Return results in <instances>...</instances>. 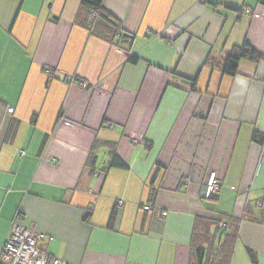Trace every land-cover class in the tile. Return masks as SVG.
Returning a JSON list of instances; mask_svg holds the SVG:
<instances>
[{
  "label": "crops",
  "instance_id": "0c3cea01",
  "mask_svg": "<svg viewBox=\"0 0 264 264\" xmlns=\"http://www.w3.org/2000/svg\"><path fill=\"white\" fill-rule=\"evenodd\" d=\"M103 8L116 25L0 0V247L15 224L68 264H264V0ZM244 44L259 58L225 74Z\"/></svg>",
  "mask_w": 264,
  "mask_h": 264
},
{
  "label": "built area",
  "instance_id": "2783aa9c",
  "mask_svg": "<svg viewBox=\"0 0 264 264\" xmlns=\"http://www.w3.org/2000/svg\"><path fill=\"white\" fill-rule=\"evenodd\" d=\"M119 34L121 32H118ZM51 71V70H48ZM67 83L76 82L81 87H86L87 82L78 78H68ZM8 112H12L13 108L8 107ZM95 174L97 172H94ZM189 183L188 178H184L183 184L187 186ZM220 188V183L216 177L215 172H210L207 180L205 181L202 198L209 200L217 195ZM116 207L122 205V200L115 201ZM144 210H150V205H143ZM157 216H166V211L154 210ZM222 227L224 223H220ZM47 235L35 231L31 227H24L13 224L6 236L4 242L0 247V264H68L61 262L59 259L43 251L39 242L46 241Z\"/></svg>",
  "mask_w": 264,
  "mask_h": 264
},
{
  "label": "trees",
  "instance_id": "16d2710c",
  "mask_svg": "<svg viewBox=\"0 0 264 264\" xmlns=\"http://www.w3.org/2000/svg\"><path fill=\"white\" fill-rule=\"evenodd\" d=\"M82 5L91 13H94L95 17H101L102 19H105L112 23L113 25H116L115 19L111 14L106 12L103 8V0H82ZM120 35V34H119ZM243 57H248L250 59H258L259 54L252 49L250 46L247 44H244L241 48L236 49L231 53V55L228 57L226 60L224 67H223V72L228 75H233L236 72L237 69V61L240 58ZM133 59V58H132ZM16 130V127L13 126L9 130V134L13 135ZM108 146L110 152H109V160H108V167H115V168H126L125 163H123L116 155L115 148L113 144H105ZM216 196V195H215ZM214 197V196H213ZM211 199V198H210ZM115 219V212L113 211L110 215V223H112ZM225 224V223H224ZM202 251L201 249H197V255L199 252ZM248 254L252 260L253 264H256V259L254 257V252L251 250H248ZM198 261L200 263V256H198Z\"/></svg>",
  "mask_w": 264,
  "mask_h": 264
}]
</instances>
